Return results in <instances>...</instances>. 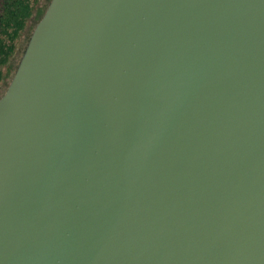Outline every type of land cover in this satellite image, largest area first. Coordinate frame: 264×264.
<instances>
[{
  "label": "water",
  "instance_id": "1",
  "mask_svg": "<svg viewBox=\"0 0 264 264\" xmlns=\"http://www.w3.org/2000/svg\"><path fill=\"white\" fill-rule=\"evenodd\" d=\"M0 264H264V0H51L0 97Z\"/></svg>",
  "mask_w": 264,
  "mask_h": 264
},
{
  "label": "trees",
  "instance_id": "2",
  "mask_svg": "<svg viewBox=\"0 0 264 264\" xmlns=\"http://www.w3.org/2000/svg\"><path fill=\"white\" fill-rule=\"evenodd\" d=\"M0 0V97L51 0ZM39 4V5H38Z\"/></svg>",
  "mask_w": 264,
  "mask_h": 264
},
{
  "label": "rangeland",
  "instance_id": "3",
  "mask_svg": "<svg viewBox=\"0 0 264 264\" xmlns=\"http://www.w3.org/2000/svg\"><path fill=\"white\" fill-rule=\"evenodd\" d=\"M40 3H41V0L39 1V4H40ZM39 4H38V5H39Z\"/></svg>",
  "mask_w": 264,
  "mask_h": 264
}]
</instances>
